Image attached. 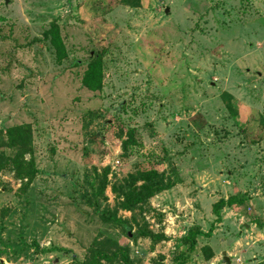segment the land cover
Segmentation results:
<instances>
[{
    "label": "rangeland",
    "instance_id": "rangeland-1",
    "mask_svg": "<svg viewBox=\"0 0 264 264\" xmlns=\"http://www.w3.org/2000/svg\"><path fill=\"white\" fill-rule=\"evenodd\" d=\"M52 21L59 61L43 36ZM95 53L101 87L89 90L80 78ZM16 124L36 173L24 187L0 171V264H79L105 235L140 264H175L179 237L205 231L231 194L245 203L220 210L185 264H225L222 250L229 264H264L252 222L264 216V0H0V128ZM142 169L171 183L143 212L165 236L155 242H132L82 196L105 173L95 205L113 209L111 184L139 183Z\"/></svg>",
    "mask_w": 264,
    "mask_h": 264
},
{
    "label": "trees",
    "instance_id": "trees-1",
    "mask_svg": "<svg viewBox=\"0 0 264 264\" xmlns=\"http://www.w3.org/2000/svg\"><path fill=\"white\" fill-rule=\"evenodd\" d=\"M43 36L49 41L52 46L57 61L66 56V52L59 36L57 24L52 21L49 27L43 31ZM80 84L89 90H98L101 87V59L95 53L89 57L85 68L82 71ZM228 106V102L226 101ZM0 134L4 135L1 140V147L10 150V153L0 151V171L7 170L13 178L24 179L22 185L25 187L33 179L36 169L33 158L25 153H29V129L27 125H12L0 128ZM131 131L127 132V140L123 142V148L126 144L131 143ZM106 174L98 176L96 180L89 183L90 191L85 189L82 193L84 202L95 206V211L98 212L99 218L103 222H111L114 226L124 233L132 242L140 236H145L150 241L155 242L164 239L162 232H153L148 228L147 221L143 212L148 206V199L156 192L163 190L171 184L165 182L160 174L154 170L142 169L137 171V181H117L111 184V189L114 192L116 206L113 209L107 207L99 209L96 203L97 195H102L103 188L106 183ZM246 197L237 194H231L227 197H219L211 204V213L214 219L210 222L208 228L203 231L197 224L189 226L185 233L179 237V241L184 245V250L178 251L172 256L175 264H185L191 252L195 249L196 237H209L213 229V222L220 220V210L223 207L234 208L245 203ZM128 211L130 216L124 218L117 216L116 210ZM138 216L140 222H136ZM256 228L264 227V216L254 218L252 220ZM132 223L135 224L134 230ZM202 249L210 251L207 245L202 246ZM211 254H208V257ZM79 264H140L139 258L130 256L128 244L118 242L114 235H105L100 238H94L87 246L83 259ZM151 264H162V256H157L152 260Z\"/></svg>",
    "mask_w": 264,
    "mask_h": 264
},
{
    "label": "water",
    "instance_id": "water-1",
    "mask_svg": "<svg viewBox=\"0 0 264 264\" xmlns=\"http://www.w3.org/2000/svg\"><path fill=\"white\" fill-rule=\"evenodd\" d=\"M7 0H4V3L6 2ZM165 11H166V9H165ZM245 226H247L246 224H245ZM220 255H221V261L222 262H224L225 264H229V258H228V256H226L225 255V251L224 250H222L221 252H220Z\"/></svg>",
    "mask_w": 264,
    "mask_h": 264
},
{
    "label": "built area",
    "instance_id": "built-area-1",
    "mask_svg": "<svg viewBox=\"0 0 264 264\" xmlns=\"http://www.w3.org/2000/svg\"><path fill=\"white\" fill-rule=\"evenodd\" d=\"M27 264H30L29 262H27Z\"/></svg>",
    "mask_w": 264,
    "mask_h": 264
}]
</instances>
